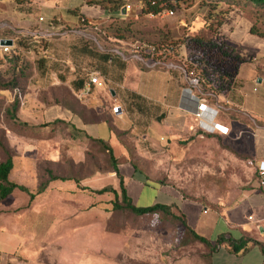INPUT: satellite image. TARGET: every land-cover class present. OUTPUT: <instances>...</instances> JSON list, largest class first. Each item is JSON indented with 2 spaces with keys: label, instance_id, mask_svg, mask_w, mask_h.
I'll use <instances>...</instances> for the list:
<instances>
[{
  "label": "crops",
  "instance_id": "1",
  "mask_svg": "<svg viewBox=\"0 0 264 264\" xmlns=\"http://www.w3.org/2000/svg\"><path fill=\"white\" fill-rule=\"evenodd\" d=\"M129 1L133 0H15L9 33L0 36V42L11 41L33 67L19 119L26 116L33 126L43 120L46 125L61 123L84 138L106 143L118 164L130 167L129 179L122 176L126 193L130 181L140 189L149 184L133 163L152 159L149 149L178 153L203 136L226 137L201 132L196 120L178 109L180 91L187 82L178 70L146 68L132 58L126 45L103 47L88 38L86 32L94 22L127 16ZM61 28L66 35H57ZM44 32L50 37L45 39ZM224 41L241 59L224 66L232 73L231 84L209 92L200 87V92L208 106L219 109L217 122L247 142L255 176L237 198L221 201L215 208L162 185L152 188L156 195L150 207L170 206L175 221H184L211 246L224 237L247 241L248 250L235 254L227 244L209 250L190 236L182 244L185 247L178 248L176 239L167 243L169 233L137 231L121 239L136 240L144 247L47 251L57 257V264H264V180L257 174L259 162L264 161V40L232 35ZM92 73L102 87L90 84ZM113 107L120 108L116 114ZM163 187L168 188L164 198ZM4 245L11 248L3 250ZM0 264H45V249L21 248L12 233L0 229Z\"/></svg>",
  "mask_w": 264,
  "mask_h": 264
},
{
  "label": "rangeland",
  "instance_id": "2",
  "mask_svg": "<svg viewBox=\"0 0 264 264\" xmlns=\"http://www.w3.org/2000/svg\"><path fill=\"white\" fill-rule=\"evenodd\" d=\"M14 1L0 0V36L9 33ZM137 1L127 3L130 10L125 17L119 15L94 22L95 25L86 32L88 38L103 47L108 43L121 48L119 42L127 47L136 42L155 46L175 42V46H183L179 48V57L194 63H203L209 60L212 52H219L216 46L224 39L214 37L204 27L212 12L207 0H181L168 10L173 12V16H166V11L158 16H142ZM242 18L244 25L254 24L264 32L263 19H257L248 11ZM117 34H123L124 38L118 39ZM194 38L202 44H196ZM210 42L215 47L206 45ZM228 51L231 54L224 60L226 65L236 52L231 48ZM10 57L0 53V79L3 81L11 78L8 71ZM20 58V62H27L22 55ZM183 64L189 66L190 63ZM24 94L25 88L24 91L23 88L18 89L20 109L24 108ZM15 96V92L0 91V142L10 150L13 158L10 181L27 188L35 198L30 201L26 194L15 190L8 199L0 202V229L12 233L18 239L19 247L31 250L44 248L45 264H57V257L50 256L47 251L144 247L136 240L121 239L137 231L166 232L171 234L166 237L167 243L176 239L178 248L185 247L182 244L188 236L179 221L114 211L113 195L96 196L85 191L115 188L119 192V179L112 171L106 154L94 141L61 123L46 125L43 120L33 126L24 115L18 120L26 125H16L6 114ZM149 152L152 159L133 162L149 184L140 189L134 182L128 183L127 197L137 208L150 207L156 195L152 188L162 186L179 189L182 196L215 208L221 201L227 203L237 198L255 176L256 167L254 171L247 142L232 133L221 138L203 136L182 147L178 153H169L168 149L160 153L149 149ZM3 159L0 149V162ZM129 170V165L120 163V175L127 180ZM43 184L44 191L38 194ZM162 189L164 198V191L168 188ZM113 234L118 235L114 241ZM9 248L11 246L2 247L3 250Z\"/></svg>",
  "mask_w": 264,
  "mask_h": 264
},
{
  "label": "trees",
  "instance_id": "3",
  "mask_svg": "<svg viewBox=\"0 0 264 264\" xmlns=\"http://www.w3.org/2000/svg\"><path fill=\"white\" fill-rule=\"evenodd\" d=\"M139 3V14L142 16L150 15V16H158L163 12L173 9L174 4H178L181 0H138ZM208 4L211 5V14L209 19L204 23V27L207 28L210 32H212L214 37H220L223 39L232 38L233 36L245 37L246 35L252 36L257 39L264 40V32H261L254 24L249 23L248 25L243 24V13L248 11L250 14L254 15L259 20H264V0H207ZM207 3V2H206ZM126 30V28H124ZM122 31V30H121ZM118 39H123V34H117ZM22 40V38H21ZM193 41L196 44H202V42L196 40ZM164 42V40H163ZM213 45V42H210L206 45ZM19 45L22 47L24 44L19 41ZM162 45H177L175 42H168L165 44H159L156 46ZM219 52H212L211 56L205 62H189L190 65H187V71L192 73L199 80V84L201 90L204 92L213 91L215 89H226L231 84L232 73H228L225 70L224 66H226V61H224L228 55H230L229 48L234 50L233 47L226 44L223 40L221 44L216 46ZM229 53V54H228ZM11 59L8 60L9 63V72L11 78L9 80L3 81L0 79V91H9L15 92L16 96L14 97L13 102L9 105L6 110V114L9 117V120L19 126H25V123L20 122L18 117V112L20 110V100L17 96V91L20 88H25L23 83L27 82L32 75V65L28 62H20V55H10ZM174 60V59H172ZM229 60V58L227 59ZM209 61V62H208ZM236 55L233 56V59H230L229 64L240 62ZM220 64L217 69L214 68L216 64ZM21 64V65H19ZM181 63H179L180 65ZM222 66V67H220ZM234 67V66H233ZM223 68L224 71L221 73L219 70ZM22 83V84H21ZM21 86V87H20ZM20 96V95H19ZM91 140V139H90ZM94 141L101 150L106 154L108 158V162L112 171L119 179V192H116L112 188H104L97 191L86 190L96 196H103L105 194L113 195L112 200V209L114 211H128L137 217L141 216H157L162 219H175L171 213V207L166 205H155L148 208H137L132 205L131 201L128 199L126 195V190L123 185V178L119 172V164L114 157L112 149L101 140H91ZM0 149L4 155V159L0 162V202L8 199L15 190H18L24 194H26L30 201L35 198V195L32 194L27 188L24 186H19L16 183L10 181V175L13 170V158L10 150L0 142ZM55 179V178H53ZM45 184L41 185L38 194L44 191ZM181 223L184 228V233L186 236L192 237L195 242H198L204 245L207 249L213 250L218 246H223V244H227V247L230 249L232 253L242 254L248 250V242L245 240H241L239 242L232 241L231 239H226L221 237L218 239L214 246L197 236L192 230L186 227L184 221L177 219Z\"/></svg>",
  "mask_w": 264,
  "mask_h": 264
},
{
  "label": "built area",
  "instance_id": "4",
  "mask_svg": "<svg viewBox=\"0 0 264 264\" xmlns=\"http://www.w3.org/2000/svg\"><path fill=\"white\" fill-rule=\"evenodd\" d=\"M129 10L130 7L128 5L125 6V11ZM165 13L166 16H173L172 11H166ZM44 34L45 39L50 37L48 33L44 32L43 35ZM66 34L67 31H65V28H61V31L57 33L58 36H64ZM128 47L132 51V58L140 62L146 68L154 69L162 67L167 69H176L187 78L186 87L182 88L180 91L178 109L186 115L193 117L196 120L198 128L201 132L212 135L219 134L222 136H227L229 134V130L217 122L219 109L210 107L206 104L205 100L201 96L199 80L193 76L192 73H189L187 71V65L183 64L184 62L189 64V62H187V59L179 57V50L182 49L183 46H155L136 42ZM0 53L4 55H19L18 51H16L13 47H0ZM177 59L181 63L180 65L176 64L178 67L175 64L167 63L171 60L177 61ZM89 82L94 86L102 87V83L99 82V78L96 73H92L89 76ZM119 109V107H113L112 113L116 114ZM257 174L264 180V161L259 162ZM262 190L264 192V181L262 182Z\"/></svg>",
  "mask_w": 264,
  "mask_h": 264
},
{
  "label": "water",
  "instance_id": "5",
  "mask_svg": "<svg viewBox=\"0 0 264 264\" xmlns=\"http://www.w3.org/2000/svg\"><path fill=\"white\" fill-rule=\"evenodd\" d=\"M124 13V11H122ZM0 47H12V42L8 40H2L0 42Z\"/></svg>",
  "mask_w": 264,
  "mask_h": 264
}]
</instances>
